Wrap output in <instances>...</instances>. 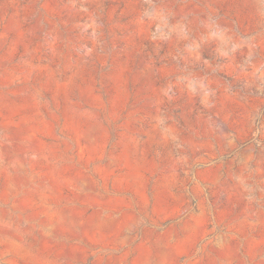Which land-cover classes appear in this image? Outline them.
<instances>
[{"label":"rangeland","instance_id":"obj_1","mask_svg":"<svg viewBox=\"0 0 264 264\" xmlns=\"http://www.w3.org/2000/svg\"><path fill=\"white\" fill-rule=\"evenodd\" d=\"M0 264H264V0H0Z\"/></svg>","mask_w":264,"mask_h":264}]
</instances>
